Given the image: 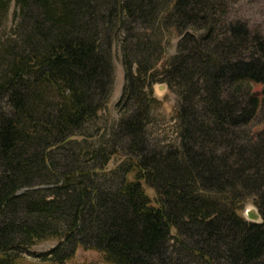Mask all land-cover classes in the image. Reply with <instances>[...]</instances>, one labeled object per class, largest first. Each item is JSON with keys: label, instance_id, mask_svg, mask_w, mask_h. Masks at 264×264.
<instances>
[{"label": "trees", "instance_id": "16d2710c", "mask_svg": "<svg viewBox=\"0 0 264 264\" xmlns=\"http://www.w3.org/2000/svg\"><path fill=\"white\" fill-rule=\"evenodd\" d=\"M237 1L0 0V264L78 247L105 264H264V35L231 17ZM117 50L120 118L101 130ZM158 82L176 97L166 144L147 133Z\"/></svg>", "mask_w": 264, "mask_h": 264}, {"label": "rangeland", "instance_id": "374dc122", "mask_svg": "<svg viewBox=\"0 0 264 264\" xmlns=\"http://www.w3.org/2000/svg\"><path fill=\"white\" fill-rule=\"evenodd\" d=\"M15 6L13 1L10 3L8 10V15L6 22L2 28L3 32L8 33L13 24V13ZM231 17L234 19H240L245 22L249 28L254 32H259L264 35V0H238L236 4L233 5L231 11ZM166 36L163 40V51L164 58L167 59L173 56L176 52L177 38L172 34L164 35ZM121 53L119 50L114 51L112 55V66H113V84L111 89V94L109 96L106 109L100 113L99 120L96 126L101 127V130L105 126L107 128L113 125L119 120V111L117 110V103L122 94L124 86V69L121 63ZM254 91L257 95H261V86L258 84H253ZM153 97L159 103L156 109L152 113V121L147 127V133L150 136L151 141H160L162 144H166L168 141L175 140V122L173 118L174 109L176 107V97L175 95L167 89L164 83L158 82L152 86ZM92 128V127H90ZM107 131V129H105ZM117 160H111L107 169H112L116 166ZM146 194L152 199L153 191L146 189ZM254 209V206L250 201L247 202L241 215L244 219H247L245 215V208ZM56 244L55 240H48L42 243L36 244L31 248L34 253H45L50 248ZM15 264H57L51 261H45L40 257L24 255L19 258ZM63 264H105L102 261L101 254L91 251L84 250L82 247H78L74 256L71 259L65 261Z\"/></svg>", "mask_w": 264, "mask_h": 264}, {"label": "water", "instance_id": "95a60500", "mask_svg": "<svg viewBox=\"0 0 264 264\" xmlns=\"http://www.w3.org/2000/svg\"><path fill=\"white\" fill-rule=\"evenodd\" d=\"M245 207V206H244ZM245 215L247 216V221L252 223H259L261 222V217L259 213L257 212V209L254 207V209L245 208Z\"/></svg>", "mask_w": 264, "mask_h": 264}]
</instances>
